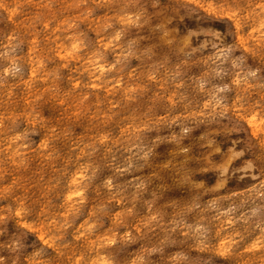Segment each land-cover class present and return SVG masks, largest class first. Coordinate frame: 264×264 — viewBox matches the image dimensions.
<instances>
[{"label":"rangeland","instance_id":"obj_1","mask_svg":"<svg viewBox=\"0 0 264 264\" xmlns=\"http://www.w3.org/2000/svg\"><path fill=\"white\" fill-rule=\"evenodd\" d=\"M92 262L264 264V0H0V264Z\"/></svg>","mask_w":264,"mask_h":264},{"label":"bare ground","instance_id":"obj_2","mask_svg":"<svg viewBox=\"0 0 264 264\" xmlns=\"http://www.w3.org/2000/svg\"><path fill=\"white\" fill-rule=\"evenodd\" d=\"M250 126L252 128H255L256 129V126L254 125V121H250ZM77 184H79L78 178L77 177L72 178L71 179V182H70V186H76ZM69 196H71V194ZM91 264H95V263L92 262Z\"/></svg>","mask_w":264,"mask_h":264}]
</instances>
